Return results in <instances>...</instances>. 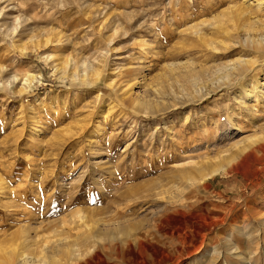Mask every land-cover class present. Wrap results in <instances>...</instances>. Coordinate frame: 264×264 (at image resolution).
<instances>
[{
  "label": "rangeland",
  "instance_id": "374dc122",
  "mask_svg": "<svg viewBox=\"0 0 264 264\" xmlns=\"http://www.w3.org/2000/svg\"><path fill=\"white\" fill-rule=\"evenodd\" d=\"M243 1L0 0V259L264 264V150L234 158L264 145V57L244 43L264 8L233 23ZM237 58L254 63L226 78Z\"/></svg>",
  "mask_w": 264,
  "mask_h": 264
},
{
  "label": "bare ground",
  "instance_id": "6f19581e",
  "mask_svg": "<svg viewBox=\"0 0 264 264\" xmlns=\"http://www.w3.org/2000/svg\"><path fill=\"white\" fill-rule=\"evenodd\" d=\"M245 1V0H244ZM244 1H243V3H244ZM250 1L251 0H246V6L245 7H241L240 5V9L238 10V11H236L237 10V8H236V10H235V8H234V12H235V15H233L232 17H231V19L233 18V20H232V22L234 21L236 24L238 23V21H240L241 20V18L242 17H246L249 13H248V10H252V6H255V8L256 9H263L264 8V0H254L253 2H251L250 3ZM243 3H241V4H243ZM242 6H244V5H242ZM252 7V8H251ZM230 8H233V7H230ZM222 11V10H221ZM226 11H227V9H226ZM231 12H233V11H231ZM231 12L229 13V14H231ZM224 12H222V14H223ZM252 13V12H251ZM222 14H220V15H222ZM256 14V13H255ZM224 15H226V14H224ZM253 15V14H252ZM216 16H218V14L216 15ZM231 16V15H230ZM228 17V16H227ZM227 17H225V19L227 18ZM249 16H247L246 18H244L243 20H246L247 19V21H249V19H250V21H249V23L252 21L251 20V18H248ZM262 17V16H261ZM218 18H220V17H218ZM218 18H216V17H214V19H213V21H212V19L210 20V22L209 23H213V26L212 27H214L217 31H218V33H219V31L222 33V34H224V35H226L228 38H229V36L231 35V34H229V32H228V28L226 29V28H224L226 25H224V27H223V25H222V23L221 22H219L218 21ZM221 18H223V16H221ZM224 19V18H223ZM222 19V20H223ZM230 19V17H229V19H226V21L227 22H229V20H231ZM209 21V20H208ZM224 21V20H223ZM247 21L244 23L243 21H242V23H244V24H242V25H246V23H247ZM257 21H259V19H257ZM261 21V20H260ZM264 21V20H263ZM225 22V21H224ZM231 22V21H230ZM231 22V24H232V26H233V23ZM241 22V21H240ZM207 23V22H206ZM206 23H205V25H206ZM209 23H207V24H209ZM226 23V22H225ZM262 23H264V22H262ZM204 24V23H203ZM203 24L201 25V26H203ZM239 24V23H238ZM193 25V24H192ZM230 25V24H229ZM251 25V24H250ZM254 25V24H253ZM209 26H210V24H209ZM198 27V26H197ZM239 27V25L237 26V28ZM243 27V26H242ZM262 30H264V24L262 25ZM192 29V28H191ZM198 29V28H197ZM230 29V28H229ZM252 29V31H254V32H258V29L257 28H254V27H252L251 28ZM194 30H195V28H194ZM193 30V31H194ZM199 30V29H198ZM201 30V29H200ZM241 30V28L239 27V31ZM192 31V32H193ZM216 31V32H217ZM245 31V30H244ZM198 33H199V31H197ZM203 32V31H202ZM194 33H196V32H194ZM240 33V32H239ZM245 33H246V31H245ZM202 34V36H203V33H201ZM208 34V33H207ZM229 34V35H228ZM232 36V35H231ZM230 36V39L231 38H233V37H231ZM199 37V36H198ZM245 38H244V43H245V45H246V47L249 49V50H251V51H253L256 55H261V57L263 56L264 57V32H260V33H258V34H255V35H251V34H247L246 36H244ZM201 38H205V34H204V37H200V39ZM225 39V38H224ZM203 41H205V39H203ZM237 41V40H236ZM229 42V41H228ZM213 43V42H212ZM240 43V42H239ZM215 44H217V43H215ZM243 44V43H242ZM242 44H240L241 46H242ZM209 45L212 47V49H215L214 48V44H210L209 43ZM239 45V44H238ZM244 45V44H243ZM246 47H243V48H246ZM20 48H22V46L20 47ZM27 48V47H26ZM23 50L25 49V48H22ZM21 49V50H22ZM244 50V49H243ZM238 59V58H237ZM254 62H252V61H250V60H245V59H238V60H236V61H234L232 64H231V66H229L228 67V72L227 73H229L228 75L227 74H225L224 76L226 77V78H228V77H230V76H233L234 74V78L236 79V78H238V77H240V75L242 74V72H245V71H249L250 70V67H252V64H253ZM191 64V63H190ZM190 64H188L187 66H190ZM179 65H182V64H179ZM168 67L170 66V69L171 68H173V67H171V64L170 65H167ZM177 66H178V64H177ZM183 66V65H182ZM184 67V66H183ZM178 68V70H176V71H179V67H177ZM176 68V69H177ZM191 68V67H190ZM223 68V67H222ZM57 69V68H56ZM94 70V69H93ZM93 70H91V73H92V77L95 79V80H98V78L100 77H98V74H96V73H94V71ZM169 70V69H168ZM172 70V69H171ZM182 71H183V69H181ZM190 71H191V69H189ZM84 72V71H83ZM172 72V71H171ZM175 72V71H174ZM196 72V71H195ZM194 72V73H195ZM170 73V72H169ZM85 74H86V72H84L83 74H81V77H85ZM164 74V73H163ZM172 74V73H171ZM170 74V75H171ZM65 75H67V76H70L71 78L73 77L74 79L76 78V76H78V74H75V73H70V74H67V73H63L60 77H62L63 79H64V77H65ZM87 75V74H86ZM193 76H195V75H193ZM196 76H197V74H196ZM59 77V78H60ZM173 77V76H172ZM200 77V76H199ZM198 77V78H199ZM61 78V79H62ZM175 78V77H174ZM194 78V77H193ZM198 78H194L192 81H191V85H190V87L191 88H193V89H195V87L197 86V82H198ZM29 79H31L32 81H34V80H36V78L32 75V74H30V75H28L27 76V78H25V82H27V80H29ZM188 81V80H187ZM259 81V80H258ZM186 84V83H185ZM257 84V83H256ZM134 86H136V84H134ZM253 86H256V85H253ZM247 89V88H246ZM213 91V90H212ZM255 91V90H254ZM253 91V92H254ZM144 92L145 91H143V94H144ZM148 92V91H147ZM200 92V91H199ZM253 92H251V91H249V89H247V94L248 95H251V93L253 94ZM143 94H139V93H137V92H134V91H132V89H131V94H129V96H128V104L129 105H132V106H142L143 108L145 107L146 108V106H147V103L149 104L150 103V101L148 102V100H146V99H144V95ZM209 94V92L208 93H206V95H208ZM143 95V96H142ZM147 97H148V95H147ZM153 101V100H152ZM151 104V103H150ZM139 107V108H140ZM257 139H258V141H259V138H256L255 136H247V137H245L244 138V140H242L241 142H238V143H236L235 144V148H236V152H235V154H234V158H235V160H237L238 162V166H236V169L235 170H239L241 167H242V165L244 164V162L248 159V158H252L253 159V157H254V155H255V153L256 152H260L261 150H264V145H258L257 144ZM233 159V158H232ZM231 160V159H230ZM235 164V163H234ZM196 167H193L192 168V170L193 169H195ZM198 169V168H197ZM234 169L233 168H228L227 166H216V167H213V168H211L210 169V171L208 172V174H206L204 177H203V179L202 180H204V181H206L207 179H209V178H211L212 176H214V175H216V174H218V173H220V172H222L223 174H227V172H232ZM199 171V170H198ZM195 172V171H194ZM191 173V172H190ZM198 173V172H197ZM188 174H189V172H188ZM184 175H187L186 173L184 174ZM192 175V174H191ZM190 178V177H189ZM203 181V182H204ZM79 216V220H80V222L81 223H83V224H85L86 225V221H87V216L85 215V214H81V215H78ZM91 225V224H90ZM120 224H117V229L118 230H120L119 228H120V226H119ZM86 229V228H85ZM88 230L90 231V234H91V232L93 233L94 232V234L95 233H97L98 231L96 230V227H88ZM109 230V229H108ZM104 231V230H103ZM109 232V231H108ZM108 232H106V233H108ZM122 232V231H121ZM100 234H101V232H99ZM98 233V234H99ZM115 233V232H114ZM102 234H104V233H102ZM109 234V233H108ZM89 235V234H88ZM88 235H86L85 237H87ZM95 236V235H94ZM84 237V238H85ZM96 237V236H95ZM111 237V236H110ZM112 241H113V239H112ZM86 242V241H85ZM91 245V244H90ZM92 248V247H91ZM80 249H82V248H80ZM78 247H75L74 246V244L73 243H65L64 245H61V249H60V252H62L63 253V255L66 257V259L68 260H70V259H73V260H75L76 261V259H80V257L81 256H83L82 255V250H80ZM85 249V248H84ZM1 250V249H0ZM92 250H93V248H92ZM84 251V250H83ZM86 254H90V253H92V251L89 249H86ZM45 252V251H44ZM94 254V253H93ZM19 255H20V258H19ZM17 254L15 251H8V253H6L5 254V258H1L0 259V264H55L57 261L53 258V257H51V255H45V256H43L41 259H33L32 257H28L27 256V254H23V253H21V254ZM82 258V257H81ZM74 261V262H75Z\"/></svg>",
  "mask_w": 264,
  "mask_h": 264
}]
</instances>
